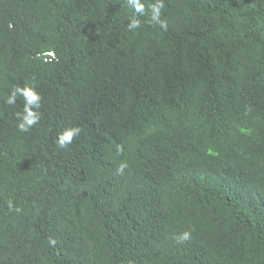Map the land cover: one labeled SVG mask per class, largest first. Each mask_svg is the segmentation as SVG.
<instances>
[{"label": "trees", "instance_id": "obj_1", "mask_svg": "<svg viewBox=\"0 0 264 264\" xmlns=\"http://www.w3.org/2000/svg\"><path fill=\"white\" fill-rule=\"evenodd\" d=\"M141 2L0 0V264H264V0Z\"/></svg>", "mask_w": 264, "mask_h": 264}, {"label": "clouds", "instance_id": "obj_2", "mask_svg": "<svg viewBox=\"0 0 264 264\" xmlns=\"http://www.w3.org/2000/svg\"><path fill=\"white\" fill-rule=\"evenodd\" d=\"M129 4L134 8L135 13L143 14L145 10L144 4L141 2V0H128ZM151 12H152V21L156 23H160L162 26L164 25V22L160 20V14L161 9L164 7L163 0H156L155 4H152L151 6ZM12 25L9 24V28H11ZM140 27V21L137 18H132L130 23L128 24L129 30H134ZM23 96L25 100L24 110L23 113H16L18 120L20 121L17 124V128L21 132H27L33 125L37 124L40 120V115L38 111H35L34 109H39L40 107V101L41 96L40 94L35 90L34 87H19L17 86L14 88L11 92V94L7 97L5 103L8 105H14L16 103V97L17 95ZM81 129L79 127H70L62 131L58 139L56 140V144L59 148H66L68 145H70L73 141V138L78 136ZM127 167L126 163H122L118 169L119 172H123V169ZM10 210H13V205L11 202H9L8 205ZM16 211H19V209H15ZM189 238V233L184 232L183 236L181 237V240H186ZM51 244H55L54 240L49 241Z\"/></svg>", "mask_w": 264, "mask_h": 264}]
</instances>
